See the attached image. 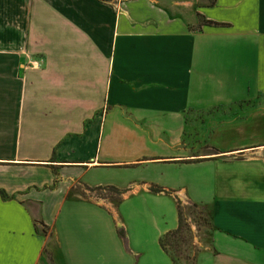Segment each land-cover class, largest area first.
Listing matches in <instances>:
<instances>
[{"label":"crops","instance_id":"1","mask_svg":"<svg viewBox=\"0 0 264 264\" xmlns=\"http://www.w3.org/2000/svg\"><path fill=\"white\" fill-rule=\"evenodd\" d=\"M0 191V264H264V0H0Z\"/></svg>","mask_w":264,"mask_h":264},{"label":"trees","instance_id":"2","mask_svg":"<svg viewBox=\"0 0 264 264\" xmlns=\"http://www.w3.org/2000/svg\"><path fill=\"white\" fill-rule=\"evenodd\" d=\"M202 23L204 25H208V26H222V25L215 24V23L208 22V21H204V20ZM86 190L90 191V192H99L100 191V192L109 193L111 195H115L116 197L114 199H111L112 202H114V204H119L121 202V197L124 193L123 191H121L115 187H99V188H94V189L87 188ZM150 191L154 194H165V195L171 194V192L166 191L163 188L157 187V186H152L150 188ZM0 196L2 198H5V193L3 191H0ZM111 200L109 199V201H111ZM176 200H177V207H178V225H177V228L173 231L166 233L160 239V242H159L161 249L163 250V252L165 254H167L169 256V258L171 259L173 264H177V262H176L175 258L172 256V254L169 253V251L167 249V244H168V246L176 249L179 242L187 243L188 238H190L191 226H192V223L189 222L190 219L188 220V216H191V214H187V218H186L184 216L183 210L181 209L182 208L181 201L177 198H176ZM189 208L192 209V212H194V210L198 209L199 214L205 218L203 207H200L197 204H193V203L189 202ZM204 221L206 222V225H208V227L211 226L209 221L206 218ZM43 227L45 230L46 227L45 226H43ZM45 232H46V230H45ZM117 233L121 239L125 240V234H124L123 229H118ZM195 255H196V252H195ZM195 255H194L193 259H191V264H195Z\"/></svg>","mask_w":264,"mask_h":264},{"label":"rangeland","instance_id":"3","mask_svg":"<svg viewBox=\"0 0 264 264\" xmlns=\"http://www.w3.org/2000/svg\"><path fill=\"white\" fill-rule=\"evenodd\" d=\"M25 53L26 52L19 53V55H18L19 59H20V56L22 58H25V56H26ZM34 57H37V56L35 55ZM23 71H24V69H21V68L19 69L20 74ZM8 136H10V135L8 134ZM12 138H13L12 144H15V136L14 137L12 136ZM3 144H4V141H2V145ZM113 181L115 182V184H117L119 186L124 184L123 180L115 179ZM81 189L83 191L87 192V194H88L87 196H91L93 198H96L99 201H105L104 203H107L106 201H108L109 199L110 200L114 199L116 197L115 195H111V194L105 193V192H100V191L99 192H89L83 187H81ZM110 202H112V200ZM112 203L114 204V202H112ZM181 203H182L181 209L183 210L184 216L187 218V214H191V216H188V220L190 219L189 222L192 223L190 238H188L187 243L179 242L176 249L168 246V244H167V249H168L169 253H171L172 256L175 258L177 264H191V259H193L195 252H196V249H194L193 244H192L193 238L197 235L199 236L198 231H200V232L206 231V230H208L209 227H208V225H206V222L204 221L205 218L199 214L198 209L194 210V212H192V209L189 208V202L184 201ZM196 231H197V233H196Z\"/></svg>","mask_w":264,"mask_h":264}]
</instances>
